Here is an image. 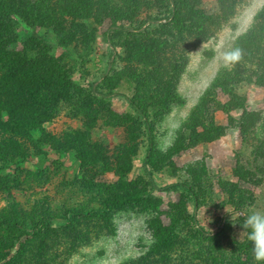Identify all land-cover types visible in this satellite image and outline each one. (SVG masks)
<instances>
[{
    "label": "rangeland",
    "instance_id": "obj_1",
    "mask_svg": "<svg viewBox=\"0 0 264 264\" xmlns=\"http://www.w3.org/2000/svg\"><path fill=\"white\" fill-rule=\"evenodd\" d=\"M42 2L0 7V264H256L264 0Z\"/></svg>",
    "mask_w": 264,
    "mask_h": 264
},
{
    "label": "trees",
    "instance_id": "obj_2",
    "mask_svg": "<svg viewBox=\"0 0 264 264\" xmlns=\"http://www.w3.org/2000/svg\"><path fill=\"white\" fill-rule=\"evenodd\" d=\"M0 7L2 11L4 12V15L8 16L9 14L12 15H18L24 22H31V23H44L45 18H46V11L45 7L43 5L42 0H0ZM2 18H4L2 16ZM26 20V21H25ZM28 20V21H27ZM4 26L3 24H0V40L2 38V34L5 32L4 31ZM112 30L116 33L118 32H125L128 30L125 26H116L114 25L112 27ZM0 47L3 49L4 43H0ZM262 65H256L258 66V83L260 84L262 80H264V71H261L260 68L264 69V63H261ZM131 107L140 115L144 116L143 111H141L135 103L131 102L130 103ZM244 122V121H243ZM264 122V115L262 113L258 112L256 115H251L248 117V120L246 121V124H248L250 127H255V125L258 124L261 125V123ZM248 126V127H249ZM145 128L148 133V148H147V156L145 160L143 161V166L146 169V165L148 164V159H149V154L151 153L152 146H153V139H152V128L150 124L146 121L145 123ZM8 168V165H3L0 167V170ZM147 170V169H146ZM150 182L152 183V177L149 174L148 171H146ZM174 185H168L164 187H156L153 185V188L159 191H166L170 190ZM186 190L193 195V192L189 187H185ZM141 200V197H124V198H115L107 203H105L104 210L100 211L99 213L103 215H107L111 211L114 210H120L125 208L126 206L130 204H136ZM15 223V221H14ZM44 228H47V224H42L41 225Z\"/></svg>",
    "mask_w": 264,
    "mask_h": 264
},
{
    "label": "clouds",
    "instance_id": "obj_3",
    "mask_svg": "<svg viewBox=\"0 0 264 264\" xmlns=\"http://www.w3.org/2000/svg\"><path fill=\"white\" fill-rule=\"evenodd\" d=\"M241 55L239 49H234L222 53L221 58L225 66H228L238 62ZM242 215L243 223L241 227L243 231L241 233L246 235L247 241L252 246V254L256 264H264V209H252L242 213Z\"/></svg>",
    "mask_w": 264,
    "mask_h": 264
}]
</instances>
